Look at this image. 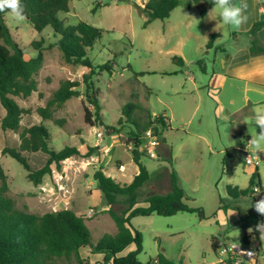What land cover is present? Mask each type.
Listing matches in <instances>:
<instances>
[{
	"label": "rangeland",
	"instance_id": "374dc122",
	"mask_svg": "<svg viewBox=\"0 0 264 264\" xmlns=\"http://www.w3.org/2000/svg\"><path fill=\"white\" fill-rule=\"evenodd\" d=\"M98 2L101 4L96 6ZM145 2L70 0L69 11L59 13L58 17L65 24L74 25L83 20L104 30L88 52L93 65H109L101 70L95 68L93 80L98 89L100 117L105 124L118 129L120 135V143L113 147L106 143L107 146L103 147L107 158L104 168L116 180L129 183L138 172V165L132 158L128 139L133 131L140 129V140L142 144L145 142L142 127H136L134 121L145 126L147 115L140 110L141 107L147 109L152 118L163 114L169 120V128L161 129L160 137L171 146L172 160L158 156L159 150L156 158L145 153L141 155L140 162L149 171L151 179L139 189L136 206L146 207L150 195L164 194L168 186L165 183L168 167L177 173L184 202L190 207L199 208L205 218L200 220L197 212L188 211L132 217L131 225L142 236V249L136 255L137 261L154 264L153 260L162 255L172 264H219L218 254L211 247L212 236H220V247L231 244L244 247L243 230L251 236L257 224L264 222V215L256 211L254 204L260 196L259 191L238 197L227 193L228 187L246 189L255 168L264 191V162L259 158L256 167L240 164L229 177L223 175L221 163L222 154L229 147L264 155V151L256 152L248 143L251 136L260 132L259 127L255 126L254 116L257 112H264V102L253 106L243 105L241 96L229 87L220 92L213 87L212 79L224 71L231 45V28L219 19L217 10L212 8V11L201 15L202 3L190 7L180 5L171 11L169 17L154 19L145 25L146 17L141 11ZM4 18L14 36L27 46L24 52L30 56L37 54L29 45L32 40L44 38V46L53 41L50 27L38 33L25 18L16 19L10 11ZM213 28L219 36L213 46L207 48L208 36ZM43 56V65L36 77L37 91L26 99H17L22 107L32 109L31 115L25 116L21 123L31 125L42 121L49 129L51 143L57 150L68 145L81 147L82 155L90 153L65 159L61 162V171H55L56 175L63 176L62 181L70 184L71 169L75 173L74 179L79 184L86 182L87 185L79 193L78 200V195L74 196L76 191L69 190L72 192L70 198L69 193L64 195L60 189L55 190L60 191L59 201H46L44 205L40 203L44 199L41 188L45 191L46 188L41 186L39 194L17 160L0 154V165L7 175L10 195L18 208L42 214L70 207L85 216L95 241L106 233H115L116 227L108 210L100 208L104 201L101 200L100 206H97L88 195L96 187L90 181L97 169L94 167L97 162H93L90 156L100 148L99 143L97 146H89V143L96 140L108 142L107 137L113 134L106 133L98 124L92 127L85 122V105L91 112H94V108L85 100L84 84L76 88L79 95L66 100L53 111L55 119L63 120L61 126L36 114L35 109L45 106L60 81H81L83 73L88 71L79 64L64 62L56 48L43 49ZM173 56L181 57L183 64L174 62ZM222 101L229 103L230 111L225 103L221 104ZM130 104H134L135 108L132 111L125 109V115L124 107ZM151 125H147L146 129L153 131ZM99 130L103 131L101 138L96 135ZM9 135L8 130L0 127V147L14 146ZM117 160L124 165L123 171L115 166ZM121 199L112 205L115 212L125 207ZM79 200L82 202L79 203ZM90 209L94 212L91 213ZM81 253L82 257H88L92 264H96L88 247L83 248ZM258 262L260 264L263 260L259 259ZM58 264L76 262L61 259Z\"/></svg>",
	"mask_w": 264,
	"mask_h": 264
},
{
	"label": "trees",
	"instance_id": "16d2710c",
	"mask_svg": "<svg viewBox=\"0 0 264 264\" xmlns=\"http://www.w3.org/2000/svg\"><path fill=\"white\" fill-rule=\"evenodd\" d=\"M69 1L21 0L24 18L35 31L41 33L47 27L52 30L53 41L46 46L43 44L44 38L32 40L29 43L37 51L35 56L24 52L27 46L14 36L7 25L4 15L9 11L0 12V104L5 110L4 116L0 118V127L3 130L18 133L19 137V144L14 147L4 146L1 155H9L17 160L25 169L27 179L34 185H39L43 176L52 174L54 171H61V162L65 159L75 155L90 154L82 155L75 146L66 145L59 150L55 149L51 143L49 129L42 121L29 126H23L20 123L24 115L32 113V109L22 107L17 99H26L37 91L36 77L44 62L43 49L56 48L64 62L79 64L88 71L83 73L81 81L69 79L60 81L59 86L47 99L45 106L35 109L36 114L43 120L51 119L61 126L63 120L55 119L53 111L66 100L79 95V90L76 88L84 84L85 100L94 108V112H91L85 105V122L90 126L97 124L102 126L108 134L119 135L118 129L105 124L100 117L98 89L93 80V75L96 74L95 68L101 70L108 68L109 65L105 63L95 66L88 57L89 50L101 38L104 30L83 20H79L74 25L65 24L58 15L69 11ZM197 3H202L201 15H205L208 9L213 7L211 0H146L141 8L146 17L144 24L147 25L154 19L163 20L169 17L171 11L177 6L190 7ZM99 4L101 3L98 2L96 6ZM263 26L264 17L255 21L247 32L250 36L251 55H264V45L257 37V32ZM218 36L217 33L209 34L207 48L213 46ZM218 48L224 50L220 45ZM172 59L180 65L183 64L181 57L173 56ZM127 108L132 111L135 105H125V115H127L125 111ZM140 110L146 113L147 121L145 126L140 125L139 121H134L136 127H142L141 130L145 132L148 130L146 126L152 124L153 132L163 141L160 130L169 128L167 116L159 114L152 118L147 109L141 107ZM139 130L133 131L128 139V143L131 144L132 158L138 165V172L129 183L116 181L107 175L102 167L93 172L92 178L104 204L110 206L108 212L116 227L115 233H106L95 241L85 222V216L70 208L42 214L30 212L26 208H18L14 197L8 194V178L0 165V264H58V260L61 259L66 262L73 260L76 264H90L88 257H82L80 253V249L84 247H88L93 254H103L102 260L96 261V264H141L137 261L136 255L142 249V236L131 225L132 217L152 213L171 215L178 211H188L197 212L200 220L205 219L199 208L190 207L184 202L185 197L178 184L175 170L170 172V189L166 194L150 195L147 198L146 207L136 206L138 191L145 185L150 175L140 162V157L144 153L141 150ZM36 152L45 153L47 160L41 167L33 169L25 154ZM248 153L249 151L240 148H226L221 160L223 175L228 177L233 175L237 166L244 163ZM253 191L260 193L255 203L264 199L257 168L252 173L246 189L237 187L227 189L228 195L234 197L251 195ZM119 198H122L120 202L124 203L125 207L120 212H115L112 205L118 203ZM219 241L217 236L211 237V247L216 254L220 248ZM243 241H246L245 236ZM130 245H134V249L121 254ZM157 264H172V262L159 255Z\"/></svg>",
	"mask_w": 264,
	"mask_h": 264
},
{
	"label": "crops",
	"instance_id": "0c3cea01",
	"mask_svg": "<svg viewBox=\"0 0 264 264\" xmlns=\"http://www.w3.org/2000/svg\"><path fill=\"white\" fill-rule=\"evenodd\" d=\"M235 2L241 5L247 6L246 14L248 16V20L245 24H243L239 28L234 29L230 27L231 28L230 30L231 38L229 41L231 45L228 48V50H230V53L227 59V63L224 66V71L222 73L216 74L215 78L212 79V82H213V87L216 89V91L220 92L223 89H227L229 87L230 90L232 89L234 93H237L241 96V102L243 103V105L253 106L256 103L259 104V103L264 102V55L262 54L251 55L249 51L250 36L247 34V32L255 21L260 20L262 17H264V6L261 0H236ZM212 8L208 9L207 12L212 11ZM213 26H216V24ZM211 31L212 32H210V34L217 33L215 28H213V30ZM257 37L262 43V45H264V26L257 32ZM217 97H219V95H217ZM224 103H225V107L228 109V111H230L229 106H228L229 103L226 101L221 102V104H224ZM4 114H5V110L0 104V118L3 117ZM27 115H31V114H26L23 116V118ZM22 119H21V122H22ZM21 125L29 126V125H24L22 123ZM8 132H10L9 139L11 140V142L14 143L13 144L14 146H17L19 144L18 133L12 130H8ZM118 138H119L118 134H113L107 137L108 142L103 143V141L98 142V140H96L94 141V143H89V146H97V144L99 143V146H100V148L98 149L99 151L96 150L92 154V156H90V159L93 162L94 161L97 162L94 165V167L96 168L102 167L104 172L109 176L111 175L104 168L107 164V158L105 156L106 152L103 150V147L107 146L106 143H108L109 147H113L114 145L120 143V140ZM2 148L3 147H0V154H1ZM78 149L80 152L83 150L81 147H78ZM158 150H159L158 156H165L166 158H170V160H172V148L169 144L165 143L164 141L159 140V145L157 146V154H158ZM25 156L28 159V162L33 169H37L41 167L42 165H44V163L47 160V155L42 152L26 153ZM260 157H261V160L264 162V155L260 153ZM66 162L68 163L69 161H66ZM115 166L118 168L119 171L124 170V165L119 160L115 162ZM170 170H173V169H169L167 167V175L165 178V183H168V186L163 192L164 194H166L170 189V175L168 177V174L171 172ZM69 173H70V180H69L70 184L69 182H67L68 184H66L65 181H62V184L68 187L69 190H72V192L76 191V194L74 196L78 195L77 196V200H78L81 195L79 193L82 192L83 187L84 186L86 187L87 183L85 182L83 184H79V182L76 179H74L75 173L72 172L71 169H69ZM55 175H56L55 171L52 174H47L43 176L42 182L39 185H35V189H37V192L39 194H40L39 188L41 186H44L46 188V191L43 192L44 199L40 202L41 204L44 203L45 205L48 201H57V202L59 201L60 191H55V190H59V186L54 182V179H53ZM111 177L113 178V176ZM91 179H92V181H90L91 185L94 184L95 186L96 185L95 181L93 180V178ZM150 179L151 177L149 175V178L145 184H147ZM62 192L63 191L61 190V193ZM72 192L69 191L68 192L69 194L64 193V195L68 194L69 197L71 198L70 194ZM8 194L10 195V189L8 190ZM88 195L92 198L94 203L97 204V206H100L98 204L99 202H101L102 199H101L100 192L97 189V187H94L91 190L90 194ZM74 196L72 197L73 199H74ZM61 200H65V199L61 198ZM79 201H80L79 203L82 202L81 200ZM109 207H110L109 205H105V204L100 206V208L107 209V210ZM67 208H70V207H67ZM75 212L81 214L79 211L75 210ZM244 233H245L244 236L246 238V241L244 243L246 245L253 244L254 242L257 241V242H260L261 246L263 247L264 235H261L260 231H258L257 229L256 231L254 230L251 236L246 231ZM217 237L220 240V236H217ZM84 248H87V247H84ZM82 249H80V253ZM132 249H134V245L128 246L121 254H125ZM92 257H94V261L96 263V261L102 260L103 254L101 253L93 254L92 253ZM90 264L92 263L90 262Z\"/></svg>",
	"mask_w": 264,
	"mask_h": 264
},
{
	"label": "clouds",
	"instance_id": "9594fccd",
	"mask_svg": "<svg viewBox=\"0 0 264 264\" xmlns=\"http://www.w3.org/2000/svg\"><path fill=\"white\" fill-rule=\"evenodd\" d=\"M211 3L213 9L218 11L219 19L231 28H239L248 20L246 5L238 4L235 0H211ZM5 10L10 11L16 19L22 20L24 18V8L21 0H0V12ZM254 123L256 128L259 127L260 132L256 133L255 136H251L248 143L254 151H264V112L255 114ZM255 209L258 213L264 215V199L255 203ZM256 227L261 235H264V222L258 223Z\"/></svg>",
	"mask_w": 264,
	"mask_h": 264
},
{
	"label": "built area",
	"instance_id": "2783aa9c",
	"mask_svg": "<svg viewBox=\"0 0 264 264\" xmlns=\"http://www.w3.org/2000/svg\"><path fill=\"white\" fill-rule=\"evenodd\" d=\"M264 6V0H261ZM96 135L101 138L103 131H97ZM145 142L141 145V150L147 156L156 158L157 157V146L159 145V136L155 134L151 129H148L144 132ZM259 156V157H258ZM260 155L254 153H248L245 157V165L257 166ZM61 175H55L53 177L54 182L59 186L64 193H68L69 189L62 184ZM61 178V180H60ZM62 185V186H61ZM42 191L45 189L42 187ZM90 212H94L93 209H90ZM218 263L219 264H259V259H262L264 264V245L261 246L260 242H254L250 245H245L244 247L238 245H223L218 250ZM154 264L158 263V259L153 260Z\"/></svg>",
	"mask_w": 264,
	"mask_h": 264
}]
</instances>
